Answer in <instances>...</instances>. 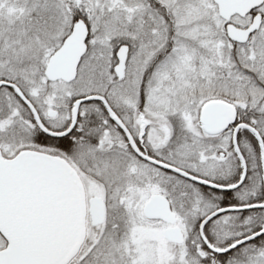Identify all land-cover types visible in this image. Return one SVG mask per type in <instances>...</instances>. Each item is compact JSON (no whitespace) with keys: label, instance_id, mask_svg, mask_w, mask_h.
<instances>
[{"label":"snow or ice","instance_id":"6c2138e0","mask_svg":"<svg viewBox=\"0 0 264 264\" xmlns=\"http://www.w3.org/2000/svg\"><path fill=\"white\" fill-rule=\"evenodd\" d=\"M0 264H264V0H0Z\"/></svg>","mask_w":264,"mask_h":264}]
</instances>
